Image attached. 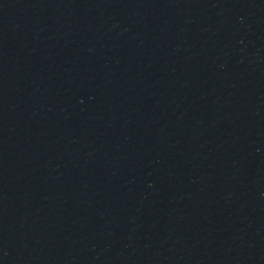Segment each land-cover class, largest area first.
<instances>
[{"label": "water", "instance_id": "95a60500", "mask_svg": "<svg viewBox=\"0 0 264 264\" xmlns=\"http://www.w3.org/2000/svg\"><path fill=\"white\" fill-rule=\"evenodd\" d=\"M0 264H264V0H0Z\"/></svg>", "mask_w": 264, "mask_h": 264}]
</instances>
